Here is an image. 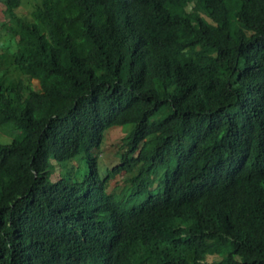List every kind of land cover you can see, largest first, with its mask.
I'll use <instances>...</instances> for the list:
<instances>
[{"label":"trees","instance_id":"obj_1","mask_svg":"<svg viewBox=\"0 0 264 264\" xmlns=\"http://www.w3.org/2000/svg\"><path fill=\"white\" fill-rule=\"evenodd\" d=\"M0 11V264H264V0Z\"/></svg>","mask_w":264,"mask_h":264},{"label":"rangeland","instance_id":"obj_2","mask_svg":"<svg viewBox=\"0 0 264 264\" xmlns=\"http://www.w3.org/2000/svg\"><path fill=\"white\" fill-rule=\"evenodd\" d=\"M22 10L24 11V9L22 8ZM2 12L0 11V18H2ZM4 38V33L1 31L0 32V42L3 40ZM3 49H1L0 47V52ZM15 72L13 70H8L6 72V78H10V77H15ZM33 85L35 87H38V81L37 80H33ZM127 126V128H129V125H125ZM127 133L126 129H123L121 127H115L111 130H109L106 133L104 142H103V146L101 145L100 150L104 151L103 155L100 154L98 156V168L100 171H102L103 173H105L108 169H111L113 166L116 165L119 156H120V152H121V148H120V143H121V139L122 137H124V135ZM11 135H13V133H11ZM79 162L77 164V166L79 167L77 173H78V179L81 178L82 173L84 172L85 169V163L84 161H82L80 159V157L77 159ZM76 164V163H75ZM73 166V165H71ZM64 170H66V168L61 169L58 165H55L54 170L51 174V180L55 181L57 180L60 175L64 172ZM72 174V171L70 172ZM126 178L125 175H121L119 174L118 176H115L113 178H110L107 182H106V186L111 188L114 186L115 181H117V188H116V192L121 194L124 191V179ZM108 188V189H109ZM110 190V189H109ZM111 192V191H110ZM148 254L146 252H142L139 254L138 256V262L139 264H152V262L150 260H148L149 258H147Z\"/></svg>","mask_w":264,"mask_h":264}]
</instances>
